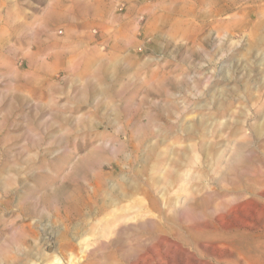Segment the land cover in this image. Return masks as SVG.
Wrapping results in <instances>:
<instances>
[{
    "label": "rangeland",
    "instance_id": "374dc122",
    "mask_svg": "<svg viewBox=\"0 0 264 264\" xmlns=\"http://www.w3.org/2000/svg\"><path fill=\"white\" fill-rule=\"evenodd\" d=\"M0 264H264V0H0Z\"/></svg>",
    "mask_w": 264,
    "mask_h": 264
},
{
    "label": "bare ground",
    "instance_id": "6f19581e",
    "mask_svg": "<svg viewBox=\"0 0 264 264\" xmlns=\"http://www.w3.org/2000/svg\"><path fill=\"white\" fill-rule=\"evenodd\" d=\"M236 157V156H235Z\"/></svg>",
    "mask_w": 264,
    "mask_h": 264
}]
</instances>
